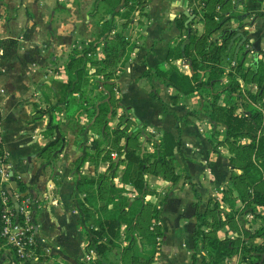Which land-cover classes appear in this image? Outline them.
<instances>
[{"label":"crops","instance_id":"crops-1","mask_svg":"<svg viewBox=\"0 0 264 264\" xmlns=\"http://www.w3.org/2000/svg\"><path fill=\"white\" fill-rule=\"evenodd\" d=\"M231 1L232 11L222 26L237 28L238 32L225 57L224 81L236 58L243 57L244 66L264 58V0ZM94 3L95 0H0L1 147L11 174L28 182L36 195L32 210L35 238L48 255L46 260L33 258V262L40 264H82L83 260H89L85 258L91 248L87 224L81 219L77 200L88 194L97 205L104 203L93 195L95 184L83 185L81 192L77 188L81 174L96 176L108 165L107 160L94 165L89 156L95 148V133L88 130V146L77 145L72 124L64 118L63 112H53L49 108L50 102L54 103L52 100L43 98L46 93L49 99H55L48 86L54 79L67 78L63 65L70 50L77 44L93 40L99 30L97 21L102 14L109 16L102 12V3L97 10ZM189 3L190 0H146L142 7L135 8L124 30L128 46L120 54L112 77L115 96L134 118L147 128L170 130L180 138L176 153L179 179L172 182L161 175L146 174L147 187L158 193H150L145 198L157 202L159 194H166L157 219L163 227L164 238L152 264H191L196 204L202 210L211 204L210 198H215L221 211H228L230 203L223 199L222 189L231 186L230 171H239L229 162L231 152L227 144L215 145L209 139L213 130L217 131L218 138H223L225 125L208 117L202 106L204 95L194 92L179 96L172 103L178 92L173 84L157 78H151L149 82L142 76L147 67L165 69L169 64H174L181 72L189 70L186 59L168 56L171 45L179 40H183L182 45L188 41L185 28L188 24L198 32L203 31V23L191 12ZM181 13L185 14L183 28L176 23ZM123 20L115 16L118 28ZM220 30L212 35L214 39ZM52 68L58 73L54 74ZM235 78L239 86L232 92L231 99L234 100L240 90H256L254 82L245 81L239 74ZM150 90H156L159 98L151 95ZM224 98L222 93L219 101L224 103ZM244 101L238 102L237 113L246 115L261 108L257 102ZM191 110H195L194 113ZM85 120L86 114L82 113L81 121ZM176 120L178 131H175ZM159 134L155 133V137ZM140 139L150 148L143 134ZM55 140L59 144L49 156L39 153ZM247 140L245 136L240 139L241 142ZM123 166L124 163L116 166L112 182L118 187L125 186L126 195L132 199L136 191L122 182ZM184 168L189 177L185 176ZM232 192L236 195L233 189ZM263 211L261 204L244 210L237 220L239 227L249 232L255 230L261 224L258 213ZM125 228L122 223V232ZM234 233L228 225L217 229L220 237ZM133 236L137 235L133 233ZM136 240L139 249L146 247L139 237ZM245 240L258 243L263 236H249ZM126 242L125 238H120L116 245L104 251L106 264H119L120 249ZM1 248L0 264H17L11 249L7 245ZM96 255L94 250L91 258ZM230 258L236 263L240 260L239 255Z\"/></svg>","mask_w":264,"mask_h":264},{"label":"trees","instance_id":"trees-1","mask_svg":"<svg viewBox=\"0 0 264 264\" xmlns=\"http://www.w3.org/2000/svg\"><path fill=\"white\" fill-rule=\"evenodd\" d=\"M145 1L95 0L96 10L102 3V12L109 16L101 15L97 21L99 30L93 40L82 44L80 49L70 50L63 65L67 78L54 79L48 86L55 99H49L46 93L43 94L46 101L54 102L49 101V108L53 112H63L64 118L72 124L77 145L85 148L88 146V130L95 133V148L89 153L94 165L99 161H108L103 172H98L96 176L81 174L77 183L79 192L83 185L95 184L93 195L104 200L103 204L97 205L88 194L83 198L78 197L81 219L87 224L88 246L97 254L89 260H83L82 264H106L103 259L104 251L116 245L120 238H125L127 242L121 246L119 264H152L153 256L164 238L163 227L158 224L157 219L166 194H159L157 202L145 198L150 193H158L147 187L146 174L161 175L172 182H176L180 175L176 170L180 138L170 130H148L115 96L112 77L115 75L120 54L126 50L129 42L124 30L132 11L142 7ZM193 1L190 0L189 7L194 16L202 21L203 31L198 32L188 24L185 27L188 41L182 45L183 40H179L168 48V56L186 59L189 70L181 72L177 66L169 64L165 69L147 67L142 73L149 82L151 78H157L173 84L178 92L172 98V103L179 96L190 93L199 92L204 95L202 106L208 117L213 122L225 125L223 138H218L217 131L213 130L209 139L215 145L227 144L231 152L229 162L232 168L239 169L230 171L231 188L222 189L223 199L230 203L228 211H221L215 198H210L211 204L202 210L196 204L191 264H226L225 261L232 255L240 256L237 264H264V211L258 213L261 218L260 226L251 232L240 228L237 221L244 210L256 204L264 206V58H257L249 66L243 65V57L236 58L224 81L225 57L238 29L222 25L228 19L233 3L231 0ZM116 15L124 19L119 28L115 22ZM184 21L185 14L181 13L176 18V23L183 28ZM218 29H221L220 33L214 39L212 35ZM98 50L101 51L99 55ZM99 74L102 77H98ZM236 74L245 81L254 82L257 88L254 92L240 90L236 92L233 100L232 92L239 86ZM149 92L159 98L156 90ZM222 93L225 95L224 103L219 101ZM244 100L257 102L261 108L246 115L237 113L235 108L238 102L245 103ZM118 107L122 108L120 112L117 111ZM165 110L168 111L167 107ZM191 111L194 113L195 110ZM82 113L86 114L85 121H81ZM115 117L117 120L113 123ZM175 118L178 120V116L175 115ZM177 120L175 131H178ZM157 132L160 134L155 137ZM142 134L150 148L140 139ZM244 136L248 140L241 142L240 139ZM58 144L59 141L55 140L39 153L49 156ZM111 151L116 152V158L110 155ZM2 153L0 144V158ZM119 163H124L122 182L131 185L136 191L132 199L126 195L125 186L118 187L112 182ZM184 173L189 177L186 168ZM10 179L15 181V186L7 187V183L0 181V190L11 189L17 193L18 199L28 195L32 199L36 197L28 182L14 174L10 175ZM232 189L236 195H233ZM196 196L198 197V193ZM8 199L9 203H14L11 196ZM35 203L34 199L31 202L32 210ZM237 203L239 204L236 206ZM3 206L0 196V230ZM13 210H16L15 207ZM16 220L21 223V214H17ZM122 223L126 225L123 232ZM223 225H228L235 233L218 236L217 229ZM133 233L141 239L143 246L146 244L145 248L139 249ZM249 236H263V240L258 243L247 242L245 238ZM5 245L4 236L0 233V257L1 247ZM33 249L38 260L47 259L48 255L39 244L36 243ZM16 262L40 264L33 262V257L17 258Z\"/></svg>","mask_w":264,"mask_h":264},{"label":"built area","instance_id":"built-area-1","mask_svg":"<svg viewBox=\"0 0 264 264\" xmlns=\"http://www.w3.org/2000/svg\"><path fill=\"white\" fill-rule=\"evenodd\" d=\"M82 44H77L76 48L80 49ZM101 54V51L98 50V55ZM54 72V68L51 69ZM102 77V75H98ZM150 131L155 132L154 128H147ZM2 140V133L0 130V144ZM110 155L112 157L116 156L115 151H111ZM2 158V159H1ZM0 158V181L7 183V187L12 179H10V165L7 161L6 154L3 151L2 157ZM1 201L3 203V213H2V225L0 233L4 236V242L11 249L12 254L15 258H31L36 257L34 255V246L37 241L35 238V224L32 219V208L31 202L35 199H32L31 196H25L18 199L16 192L11 191V189L3 188L0 190ZM9 196H11L14 203H9ZM15 207L16 210H13ZM17 214H21V223L16 220ZM13 248V249H12ZM201 253H204L203 250H200ZM94 254V249L89 248L86 252V259H90ZM226 264H237L232 258H228L225 261Z\"/></svg>","mask_w":264,"mask_h":264},{"label":"water","instance_id":"water-1","mask_svg":"<svg viewBox=\"0 0 264 264\" xmlns=\"http://www.w3.org/2000/svg\"><path fill=\"white\" fill-rule=\"evenodd\" d=\"M185 41H187V39H185ZM256 55H257V53L254 52V56H255V57H256ZM9 186H12V187L15 186V181H14L13 179L10 181ZM14 204H15V206H16V202H15V201H14Z\"/></svg>","mask_w":264,"mask_h":264},{"label":"rangeland","instance_id":"rangeland-1","mask_svg":"<svg viewBox=\"0 0 264 264\" xmlns=\"http://www.w3.org/2000/svg\"><path fill=\"white\" fill-rule=\"evenodd\" d=\"M53 73H54V74H57V73H58V70L55 69ZM92 75H93V74H92ZM92 75H90V77H91ZM117 110H118V109H117ZM120 111H121V110H119V112H120Z\"/></svg>","mask_w":264,"mask_h":264}]
</instances>
